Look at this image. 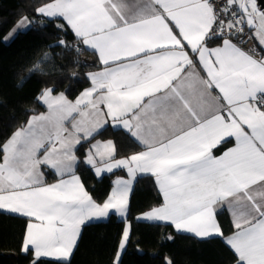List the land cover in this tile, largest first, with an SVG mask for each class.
I'll list each match as a JSON object with an SVG mask.
<instances>
[{
  "label": "snow or ice",
  "instance_id": "obj_1",
  "mask_svg": "<svg viewBox=\"0 0 264 264\" xmlns=\"http://www.w3.org/2000/svg\"><path fill=\"white\" fill-rule=\"evenodd\" d=\"M34 10L57 29L65 24L55 21L66 22L98 55L101 70L86 74L91 87L75 102L44 89L37 100L47 113L32 116L0 142V210L29 218L22 251L34 255L33 264L40 258L69 261L86 221L106 217L110 209L126 213L131 179H117L98 203L74 170L76 146L109 122L144 150L116 160L111 140L91 144L86 163L97 176L120 167L133 178L151 173L163 204L143 218L168 221L200 239L223 237L217 214L226 206L235 231L224 243L236 264H264V55L255 58L232 42L247 26L264 46V5L42 0ZM29 23L24 17L18 27ZM217 39L218 46L208 47ZM59 45L66 47L63 40ZM50 59L43 53L30 71L43 73L41 63ZM233 137L235 147L213 155ZM42 167L54 170L58 181L46 184ZM128 241L125 228L115 264Z\"/></svg>",
  "mask_w": 264,
  "mask_h": 264
},
{
  "label": "trees",
  "instance_id": "obj_2",
  "mask_svg": "<svg viewBox=\"0 0 264 264\" xmlns=\"http://www.w3.org/2000/svg\"><path fill=\"white\" fill-rule=\"evenodd\" d=\"M41 3L42 0H0V142L26 125L34 113L44 109L37 100L44 89L54 88L55 92L62 91L75 98L90 85L86 74L98 66L96 60L88 59L90 52L66 24L67 33L57 29L50 20L45 27L32 24L9 38L22 18H43L34 10ZM61 40L66 47L59 45ZM45 52L51 54V59L41 63L43 73L30 71ZM96 137L112 138L119 156H128L141 149L130 134L111 126ZM89 143L81 144L78 149V172L94 199L103 202L112 190L114 178L123 172L98 178L84 162ZM45 172L48 178L53 177L49 169L45 168ZM162 202L155 177L140 176L130 198L131 231L120 264H166V257L172 259L173 264H236L234 251L224 243V236L200 239L175 231L171 224L138 219L140 213ZM28 219L0 210V264H33L36 261L32 253L22 251ZM218 219L224 235L233 230L227 211L219 213ZM125 226L126 220L116 216L85 224L72 257L57 264H115L117 243ZM50 260L40 258L36 264H48Z\"/></svg>",
  "mask_w": 264,
  "mask_h": 264
},
{
  "label": "crops",
  "instance_id": "obj_3",
  "mask_svg": "<svg viewBox=\"0 0 264 264\" xmlns=\"http://www.w3.org/2000/svg\"><path fill=\"white\" fill-rule=\"evenodd\" d=\"M43 18H46V17H43ZM22 19H23V18H22ZM22 19H21V20H22ZM46 19L51 20V18H46ZM21 20H20V21H21ZM60 20H62V19H60ZM20 21L18 22V24H17V26H16V28H15L16 31H14V32L10 35V37H9L10 39H11V38H12V37H13V36H14L19 30L29 28V27L32 25V22H31V20L29 19V21H30L29 24H27L26 26L18 27ZM62 21H63V20H62ZM63 22H64V21H63ZM64 24H66V22H64ZM248 29H249V28H248ZM249 31H250V33H251V34L253 35V37H254V40H255V42H256V44H257V47H258V49H259L260 56L264 55V51H262V49H264V46L260 45L259 40L255 37V29H249ZM232 42H233L234 44H236L238 47H240V46L235 42V40L232 39ZM220 43H221L220 40L212 41V42H210V43L208 44V47H210V48H211V47H216V46H218ZM84 48H86V47L84 46ZM240 48H241V47H240ZM86 49H87V48H86ZM241 49L244 50V51H246V52H248L249 54L253 55L255 58H259V57H260V56H255L254 54H252L251 52H249V51H247V50H245V49H243V48H241ZM87 50L90 52V54L88 55V59H89L91 62H93V61H95V60L98 62V66L95 67V68H93L92 70H90L89 73L96 72V71H100V70H101V66H100V62H99V59H98V55L95 54L92 50H89V49H87ZM190 55H191V54H190ZM199 74H200L201 76H204V75H205V73L202 72V71H201ZM89 80H90V79H89ZM90 87H91V82H90V85H89L87 88H85L84 90H86V89H88V88H90ZM84 90H83V91H84ZM83 91H82V92H83ZM82 92H81V93H82ZM61 93H63V94L66 96V98H67L69 101H72V102H75V100H76V99L80 96V94H81V93H80V94H79L77 97H75V98H71V97H69L65 92H62V91H60V92H55V91H54V92H53V95H59V94H61ZM213 95H215V92L213 93ZM43 106H44V109H43L42 111H40V112H38V113H34L32 116H34V115L46 114L47 111H48V109H47V107H46L45 105H43ZM32 116H31V117H32ZM31 117H30V118H31ZM68 126H70V125L66 124V127H68ZM108 126H111V127H113V128L122 129V128H120V127H117V126L113 125L111 122H109V123L105 124L104 127H103L101 130H99L97 133H95L93 137L89 138L87 141H82V142H81V144H83V143H86V142L90 141L88 147H87L86 150H85L84 162H85L86 166H88V167L94 172V174H95V170H94V168H92V166H90V165H88V164L86 163V154H87V151L89 150L91 144H96L97 142H106V141L111 140V141L114 143L115 148H116V143H115V141H114L112 138H106V139H103V138H97V137H96V136L98 135V133H100L103 129H105V128L108 127ZM122 130H123V129H122ZM246 130H247V129H246ZM124 131H126V130H124ZM81 144L77 145L76 148H75V155H76V157H77V161H76V163H75V165H74V170H75V174H76L77 176L80 177L81 182L84 184V182H83V180H82V178H81V175H80L79 172H78V166H79V160H80V157H79V155H78V149H79V147H80ZM138 144H139V143H138ZM139 145H140V144H139ZM140 147H141V149H140L139 151L144 150L142 145H140ZM233 147H235V139H234V137L231 138L230 142H228V143H222L221 145H219V146H217L216 148H214V149L212 150V153H213L214 156L219 157L220 155L223 154L224 151H227L228 149H231V148H233ZM139 151H137V152H139ZM137 152H135V153H137ZM132 154H134V153H132ZM128 156H130V155H128ZM128 156H119V155L117 154V150H116L115 155H114V159L118 160V159L125 158V157H128ZM45 168H46V167H42V169H41V170L44 172V177H43L44 182H45L46 184H52V183L57 182L58 179H59V177L54 173V170H51V169L47 168V169H49V170L53 173V177H52V178H48V175H47L46 172H45ZM117 171H121V172H123V174H119V175H117V176L114 178V180H113L112 190H113V188L116 187V185H115V181H116L117 179H125V180L131 179V180H132L131 188H130V191H129V194H128V206H127V211H126V213H125L124 215H121V214L118 213L115 209H110V210H109V213H108V215H107L106 217H102V218H92V219H90L89 221H86L85 224H87V223H89V222H94V221H105V220L109 219L111 216H116V217H118V218H120V219H124V220H126V226H125V228H128V229H129V236H130L131 223H130V221L128 220V216H129V203H130V198H131V194H132V191H133V188H134L135 182H136V180H137L140 176H143V175H151V176H153V175H152L151 173H139V172H138L134 178H133V177H129V176H128V173H127V169H126V168H123V167L115 168V169H113V171H112L111 173H114V172H117ZM106 174H110V173L107 172V171H104V172H102L99 176H97L96 174H95V175H96L98 178H102V177H103L104 175H106ZM153 177H154V176H153ZM65 178L67 179L68 177L65 176ZM157 185H158V184H157ZM84 187H85V190L89 193V195L93 198V200L96 201V200L94 199V197L92 196V194L87 190L85 184H84ZM158 187H159V185H158ZM112 190H111V192H110V194H109L108 196L111 195ZM162 196H163V194H162ZM107 198H108V197H107ZM107 198H106V199H107ZM104 201H106V200H104ZM104 201H103V202H104ZM96 202H98V201H96ZM103 202H98V203H103ZM162 204H163V202H162L160 205H158L157 207H160ZM155 208H156V207H155ZM152 209H153V208H152ZM150 210H151V209H150ZM150 210H147V211H145V212L140 213V214L138 215V219H139V220H142V221H146V222L171 224V223L168 222V221H149V220L144 219V218H143L144 214L147 213V212H149ZM2 211L7 212V213H10V212H8V211H6V210H2ZM222 211H227V213H228V215H229V217H230V220H231L232 226H233V230H232L230 233L226 234V235H224L223 228H222V226H221V224H220V222H219V219H218V215H219V213H221ZM11 214H16V215L23 216V215H21V214H17V213H11ZM27 218H28V217H27ZM217 220H218V222H219V224H220V226H221V229H222V232H223V236H224V238L230 237V236L233 234V232L235 231V229H234V224H233V218L231 217V215H230V211L227 209L226 206H224V207H222L221 209L218 210ZM29 222H30V221H29V219H28V223H29ZM32 222H35V221H32ZM85 224H84V225H85ZM84 225H82V227H81V232H82V228H83ZM171 225H172V224H171ZM172 226H173V225H172ZM173 229H174L175 231H177V230L174 228V226H173ZM26 231H27V228H26ZM181 233H187V234H190V235H193V236H194V234H192V233H188V232H181ZM25 235H26V233H25ZM214 237H216V236H214ZM79 239H80V238H79ZM78 241H79V240H78ZM77 244H78V243H77ZM126 246H127V245H126ZM229 247H230V246H229ZM75 248H76V247H75ZM125 249H126V248H125ZM74 251H75V249H74ZM74 251H73V253H74ZM73 253H72V255H73ZM72 255H71V257H72ZM71 257H70V258H71ZM70 258H69V259H70ZM48 259H53V258H48Z\"/></svg>",
  "mask_w": 264,
  "mask_h": 264
},
{
  "label": "built area",
  "instance_id": "obj_4",
  "mask_svg": "<svg viewBox=\"0 0 264 264\" xmlns=\"http://www.w3.org/2000/svg\"><path fill=\"white\" fill-rule=\"evenodd\" d=\"M235 40V42L243 49L251 52L255 56H260L259 49L257 47V44L252 36V34L249 32L247 26H245L244 32L240 33L238 37L232 38ZM218 40V39H217ZM216 41V40H213ZM80 48V47H79Z\"/></svg>",
  "mask_w": 264,
  "mask_h": 264
},
{
  "label": "water",
  "instance_id": "obj_5",
  "mask_svg": "<svg viewBox=\"0 0 264 264\" xmlns=\"http://www.w3.org/2000/svg\"><path fill=\"white\" fill-rule=\"evenodd\" d=\"M258 4L264 5V0H257ZM33 25H37L40 27H45L50 24V20L46 18H38L37 16H30L29 17ZM55 23H64L62 20H57ZM64 33L68 32V29L65 25V30H62ZM140 253H144L143 251H140ZM172 260L169 257H166L165 261Z\"/></svg>",
  "mask_w": 264,
  "mask_h": 264
},
{
  "label": "rangeland",
  "instance_id": "obj_6",
  "mask_svg": "<svg viewBox=\"0 0 264 264\" xmlns=\"http://www.w3.org/2000/svg\"><path fill=\"white\" fill-rule=\"evenodd\" d=\"M125 250V249H124ZM124 250L121 252V254H120V260H121V257H122V255H123V252H124Z\"/></svg>",
  "mask_w": 264,
  "mask_h": 264
},
{
  "label": "bare ground",
  "instance_id": "obj_7",
  "mask_svg": "<svg viewBox=\"0 0 264 264\" xmlns=\"http://www.w3.org/2000/svg\"><path fill=\"white\" fill-rule=\"evenodd\" d=\"M248 28V27H247ZM249 30V29H248ZM250 32V31H249ZM253 36V35H252ZM254 38V37H253Z\"/></svg>",
  "mask_w": 264,
  "mask_h": 264
}]
</instances>
